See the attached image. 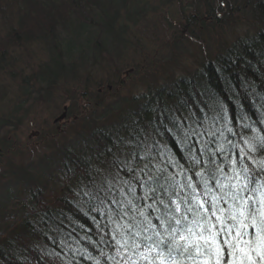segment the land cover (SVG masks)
I'll return each instance as SVG.
<instances>
[{
    "label": "trees",
    "instance_id": "trees-1",
    "mask_svg": "<svg viewBox=\"0 0 264 264\" xmlns=\"http://www.w3.org/2000/svg\"><path fill=\"white\" fill-rule=\"evenodd\" d=\"M248 1L242 5L251 7L250 19L258 24L250 35L219 43L214 55L190 72L137 97L119 98L114 108L83 125L73 143L50 146L51 156L26 166L4 164L0 264H149L140 259L145 245L168 239V224L161 220L178 227L169 211L187 216V227L200 219L216 223L206 212L213 205L224 210L226 224L233 223L227 217L242 200L249 211L259 207L264 198V0H254L255 7ZM133 5L132 0H9L7 6L0 0V23L6 27L0 49L36 37L49 48L50 59L36 67L32 80L41 87L38 96L39 89L48 92L61 74L70 73L74 59L123 50L120 18L123 12L127 20L135 15ZM4 51L0 75L7 73ZM13 123V118L1 121L0 131ZM121 148L123 153L117 151ZM172 201L180 204V213ZM246 232L242 239H254L255 229ZM230 238L221 232L217 241L226 248L223 241ZM156 251L167 253L163 245ZM181 251L172 257L193 264ZM229 259L225 252L222 264Z\"/></svg>",
    "mask_w": 264,
    "mask_h": 264
},
{
    "label": "rangeland",
    "instance_id": "rangeland-1",
    "mask_svg": "<svg viewBox=\"0 0 264 264\" xmlns=\"http://www.w3.org/2000/svg\"><path fill=\"white\" fill-rule=\"evenodd\" d=\"M133 2L135 15L127 20L123 12L120 18L124 49L92 54L83 61L74 59L70 73L61 74L48 92L32 82L36 67L50 59L43 41L36 37L2 48L8 67L6 75H0V122L13 118L14 123L0 131V173L7 170L2 167L8 162L26 166L51 156L50 146L73 143L83 125L107 107L114 108L119 98L137 97L175 75L192 71L201 59L214 55L219 43L230 44L258 27L250 19L251 7L242 5V0ZM2 3L8 6L9 0ZM248 4L254 6V0ZM8 16L15 14L10 11ZM3 28L0 23L2 33ZM27 92L34 93L23 96Z\"/></svg>",
    "mask_w": 264,
    "mask_h": 264
},
{
    "label": "snow or ice",
    "instance_id": "snow-or-ice-1",
    "mask_svg": "<svg viewBox=\"0 0 264 264\" xmlns=\"http://www.w3.org/2000/svg\"><path fill=\"white\" fill-rule=\"evenodd\" d=\"M237 179H239V176H237ZM188 186L191 187V185ZM233 188L243 190L240 185H233ZM149 191H155V189H149ZM235 198L233 196V199ZM159 203L163 204L165 209L170 207L163 200H160ZM258 203L259 207L249 211L248 201L242 200L236 212L231 213L227 217L233 221L232 224L225 223L224 210H217L215 205H213L212 209L206 210V212H211V216L215 217L216 223L211 220L200 219L193 220L191 226L187 227L183 223L187 221V216L177 218L169 211L168 215L178 227H172L168 220H161L162 224H168L166 229L168 239H157L153 242L154 246L145 245L147 252L140 253V259L148 260L149 264H180L178 260L172 257V253L175 250H182L181 255H187L193 264H222L225 252L231 258L227 261V264H264V198H261ZM172 204H175V212L180 213V204L175 201H172ZM198 206L201 209L205 207L202 203ZM148 207L151 208L154 205H148ZM156 211H159V209H156ZM187 211L193 212L194 209L189 207ZM217 211L220 212L219 215ZM139 214L141 216L145 215L143 210H140ZM195 215L200 216V213L195 212ZM217 224L221 227L217 228ZM149 225L151 226L150 221ZM249 227L256 231L254 239H242V237L247 235L246 229ZM221 232L231 237L223 241L226 248H222L217 241V236ZM156 235L160 237L162 234L157 232ZM147 239L151 240L152 238L148 237ZM162 245L167 249V253L156 251ZM134 247L140 248L141 245L134 244ZM153 252L156 253L155 256L150 255ZM133 264H135V261H133Z\"/></svg>",
    "mask_w": 264,
    "mask_h": 264
},
{
    "label": "water",
    "instance_id": "water-1",
    "mask_svg": "<svg viewBox=\"0 0 264 264\" xmlns=\"http://www.w3.org/2000/svg\"><path fill=\"white\" fill-rule=\"evenodd\" d=\"M64 115H65V114H63V115L59 118V120H62L63 117H64ZM32 136H37V134H36V133H35V134H32V135L29 136V138H31Z\"/></svg>",
    "mask_w": 264,
    "mask_h": 264
},
{
    "label": "flooded vegetation",
    "instance_id": "flooded-vegetation-1",
    "mask_svg": "<svg viewBox=\"0 0 264 264\" xmlns=\"http://www.w3.org/2000/svg\"><path fill=\"white\" fill-rule=\"evenodd\" d=\"M66 118V117H65Z\"/></svg>",
    "mask_w": 264,
    "mask_h": 264
}]
</instances>
